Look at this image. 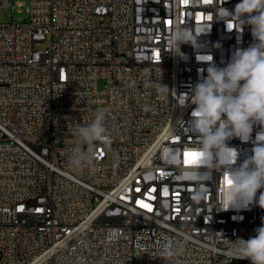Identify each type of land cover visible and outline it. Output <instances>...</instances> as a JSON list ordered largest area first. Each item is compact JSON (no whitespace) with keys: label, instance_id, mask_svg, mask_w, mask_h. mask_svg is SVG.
I'll list each match as a JSON object with an SVG mask.
<instances>
[{"label":"built area","instance_id":"obj_1","mask_svg":"<svg viewBox=\"0 0 264 264\" xmlns=\"http://www.w3.org/2000/svg\"><path fill=\"white\" fill-rule=\"evenodd\" d=\"M239 2L16 3L26 18L0 23V264H250L230 252L262 226L264 208L221 210L223 170L208 173L200 201L197 185L184 178L199 149L190 131L192 86L210 64L223 67L253 42L250 25L241 32L222 18L223 7L232 12ZM177 26L205 32L199 47L182 44L183 55H173L168 37ZM206 55L210 62L199 60ZM99 109L111 143H97L94 164L72 172L75 125L90 123ZM261 137L264 125L255 124L250 141L228 142L237 165ZM165 239L183 253L161 257Z\"/></svg>","mask_w":264,"mask_h":264},{"label":"clouds","instance_id":"obj_2","mask_svg":"<svg viewBox=\"0 0 264 264\" xmlns=\"http://www.w3.org/2000/svg\"><path fill=\"white\" fill-rule=\"evenodd\" d=\"M220 11L222 18L238 22L241 32L245 25H250L253 42L247 48H238L223 67L210 64L207 75L201 76L192 86L189 101L195 107L190 114V131L195 132L199 140V156L195 170L186 172L184 178L197 185L193 197L200 201L207 197L205 182L208 173L223 170L227 180L222 191L221 210L238 208L242 203H258L264 208V191H261L264 190V143H254L251 157L239 165L238 152L228 143L234 138L248 142L253 125H264V0H240L232 12L224 7ZM203 33L197 35L177 26L168 37L172 54L182 56V44L199 47L198 37ZM199 57L201 61L212 60L210 55ZM167 88L164 85L162 91ZM183 95L187 96V93ZM186 102L181 106H185ZM105 121L106 110L99 109L90 123L75 125L72 133L75 140L68 157L70 171L77 172L86 164L91 167L95 161L94 148L97 143L105 146L111 143ZM115 238L116 232L113 230L108 239L112 241ZM183 250L182 245L176 246L169 239L159 244L160 256L165 259L177 257ZM230 255L248 260L250 264H264V218L262 226L255 229L254 236L234 241Z\"/></svg>","mask_w":264,"mask_h":264},{"label":"rangeland","instance_id":"obj_3","mask_svg":"<svg viewBox=\"0 0 264 264\" xmlns=\"http://www.w3.org/2000/svg\"><path fill=\"white\" fill-rule=\"evenodd\" d=\"M18 1H23L24 3L27 2V0H15L14 7L11 8H2L0 7V23L3 22H9L13 20H23L26 18V13L24 7L21 9L16 5ZM48 43V40H46L44 43L38 44L37 48H44ZM103 87V81H99L98 88L101 89Z\"/></svg>","mask_w":264,"mask_h":264},{"label":"bare ground","instance_id":"obj_4","mask_svg":"<svg viewBox=\"0 0 264 264\" xmlns=\"http://www.w3.org/2000/svg\"><path fill=\"white\" fill-rule=\"evenodd\" d=\"M173 118H181V111H173ZM220 211H213L212 222H219ZM229 226L232 228H240V221L237 218L229 219Z\"/></svg>","mask_w":264,"mask_h":264},{"label":"snow or ice","instance_id":"obj_5","mask_svg":"<svg viewBox=\"0 0 264 264\" xmlns=\"http://www.w3.org/2000/svg\"><path fill=\"white\" fill-rule=\"evenodd\" d=\"M229 27H232V25H229ZM201 59H210V57H202ZM261 139H264V137H261ZM195 159L192 161V163H196V158L199 156V153H192L191 154ZM230 183V181H229ZM147 207V205H145Z\"/></svg>","mask_w":264,"mask_h":264}]
</instances>
